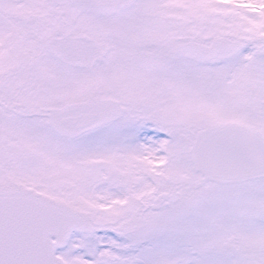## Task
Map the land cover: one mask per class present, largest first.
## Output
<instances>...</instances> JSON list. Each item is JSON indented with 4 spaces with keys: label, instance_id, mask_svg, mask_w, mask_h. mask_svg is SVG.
Instances as JSON below:
<instances>
[{
    "label": "snow or ice",
    "instance_id": "1",
    "mask_svg": "<svg viewBox=\"0 0 264 264\" xmlns=\"http://www.w3.org/2000/svg\"><path fill=\"white\" fill-rule=\"evenodd\" d=\"M0 264H264V0H0Z\"/></svg>",
    "mask_w": 264,
    "mask_h": 264
}]
</instances>
